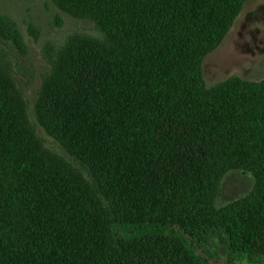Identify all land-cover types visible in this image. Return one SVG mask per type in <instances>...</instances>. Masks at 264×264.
<instances>
[{
  "label": "trees",
  "instance_id": "obj_1",
  "mask_svg": "<svg viewBox=\"0 0 264 264\" xmlns=\"http://www.w3.org/2000/svg\"><path fill=\"white\" fill-rule=\"evenodd\" d=\"M52 2L106 37L71 36L34 106L93 183L44 147L0 70V264H206L177 236L117 225L220 231L231 254L264 256V80L202 73L245 0ZM0 36L23 47L5 20ZM231 170L254 184L217 206Z\"/></svg>",
  "mask_w": 264,
  "mask_h": 264
},
{
  "label": "rangeland",
  "instance_id": "obj_2",
  "mask_svg": "<svg viewBox=\"0 0 264 264\" xmlns=\"http://www.w3.org/2000/svg\"><path fill=\"white\" fill-rule=\"evenodd\" d=\"M5 20L20 33L23 47L12 39L0 36V70L9 75L24 101L29 123L45 148L57 154L93 183L87 166L80 163L52 136L35 116V102L43 81L51 70V61L73 35L93 36L106 40L96 25L77 19L60 10L52 0H0V21ZM206 86L238 77L243 80H264V0H245L230 29L219 45L202 62ZM253 176L245 171L231 170L224 174L215 203L222 206L250 191ZM123 238L144 235H173L180 238L189 252L206 264H264V256L231 254L225 236L211 231L201 240L190 238L178 227L115 226Z\"/></svg>",
  "mask_w": 264,
  "mask_h": 264
}]
</instances>
